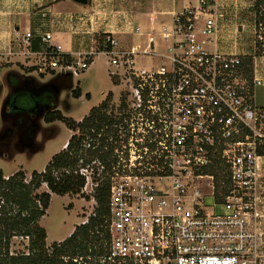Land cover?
Masks as SVG:
<instances>
[{
    "label": "built area",
    "instance_id": "built-area-1",
    "mask_svg": "<svg viewBox=\"0 0 264 264\" xmlns=\"http://www.w3.org/2000/svg\"><path fill=\"white\" fill-rule=\"evenodd\" d=\"M188 3L171 28L161 27L168 45L157 68H134L135 56L159 55L155 36L149 35L144 49L129 51L120 50L113 34L102 37L110 76L121 78L128 94L114 112L108 110L116 134H98L112 151L108 164L84 158L99 146L98 138L86 135L74 174L85 180L77 196L96 206V188L110 183V240L102 243L101 254L64 257L66 264H264V109L253 98L263 85L255 75L258 58H264V5L256 13L255 50L247 58L208 49L217 32L218 0ZM33 37L21 36L20 54L31 55ZM41 41L40 74L76 77L91 65V54H64L51 33ZM71 174L63 168L54 177L61 182ZM31 179L26 174L24 182ZM37 192L52 195L47 183ZM94 210L80 225L89 224ZM18 211L1 190L0 219ZM18 240L29 248V236L15 235L10 256L17 255ZM46 250L51 254L52 244Z\"/></svg>",
    "mask_w": 264,
    "mask_h": 264
},
{
    "label": "crops",
    "instance_id": "crops-1",
    "mask_svg": "<svg viewBox=\"0 0 264 264\" xmlns=\"http://www.w3.org/2000/svg\"><path fill=\"white\" fill-rule=\"evenodd\" d=\"M188 4V0H88L87 5L73 0H0V60L10 68L16 67L15 63H21L27 70L36 68L42 59L41 38L51 33L53 43L61 45L64 54L74 59L91 54L92 65L101 54L102 37L106 33L113 34L122 51L133 47L144 49L151 34L156 37L159 55L150 56L149 60L159 62V65L151 61L152 64L145 68L143 62L134 59V68H157L164 61L162 56L167 53L168 45L160 37L161 27L171 28L175 14ZM255 4L256 0H218L217 32L208 49L225 55L252 56L255 50ZM138 28L140 32H137ZM27 32H32L34 37L31 55L24 56L19 53L22 51L21 36ZM10 52L13 55H9ZM255 76L263 81V85L254 89V102L259 95L264 98V58H258ZM72 134L70 130L69 137ZM68 140L59 152L65 149ZM39 224L41 226V220Z\"/></svg>",
    "mask_w": 264,
    "mask_h": 264
},
{
    "label": "rangeland",
    "instance_id": "rangeland-1",
    "mask_svg": "<svg viewBox=\"0 0 264 264\" xmlns=\"http://www.w3.org/2000/svg\"><path fill=\"white\" fill-rule=\"evenodd\" d=\"M162 46L160 42V50ZM149 58L150 56L137 55L134 59L143 62L144 67L148 68L152 64ZM107 61L108 57L98 54L95 62L79 76L62 78L59 71H49L42 77L37 70L24 69L21 63H15L16 67L10 68L5 66L4 60H0V171L5 176L21 170L26 171L27 175L41 172L70 139V130L63 122L47 123L44 115L40 114V108L34 110L33 97L23 94V90L13 94L10 81L19 82L24 87L26 80L31 78L39 89H31L34 92L45 87H56L58 92L55 110H59L68 119L79 121L88 116L94 107L102 104L106 94H111L112 108L109 111L113 112L121 100L127 98L126 83L121 78L110 76L112 69ZM77 89L81 91L80 97L75 95ZM11 95L16 98L10 103ZM255 103L264 109L263 96L255 97ZM14 104H19L17 110H13ZM261 163L264 169V158ZM95 208L96 205L90 198L85 200L83 196L52 194L47 214L41 219V226L47 232V244L66 240L73 233L72 229L80 225L86 214L93 212ZM27 243L26 240L15 241L14 254L27 253Z\"/></svg>",
    "mask_w": 264,
    "mask_h": 264
},
{
    "label": "trees",
    "instance_id": "trees-1",
    "mask_svg": "<svg viewBox=\"0 0 264 264\" xmlns=\"http://www.w3.org/2000/svg\"><path fill=\"white\" fill-rule=\"evenodd\" d=\"M263 5L264 0H256L255 10L257 14L261 11ZM89 62L92 63L93 60L90 59ZM247 64L251 66L248 69V76L249 79H252V62L248 60ZM31 70L37 69L32 68ZM40 75L43 76L44 74ZM26 81L25 86L22 87L19 82L11 80L13 94L23 90V94L33 97L35 100L34 110L40 108V114L44 115L47 123L61 121L69 130L79 135H72L65 149L51 158L45 168V173H31L32 179L29 184L24 182L26 177L24 171L14 173L8 181L4 179L5 174L0 171V191L4 189L8 201L19 208L18 213L14 216L0 219V264H66L63 260L64 257L75 258L99 255L102 253V243L110 240L108 231L110 183L104 181L96 188L94 197L97 206L94 210L95 215H92L89 219V224L76 226L72 235L66 240L52 243L51 254L46 250L47 232L39 224L40 220L47 214L51 194L47 192L38 193L37 191L43 183H47L52 194L65 196L81 193L85 180L83 177L75 175L74 171L78 165L86 135L98 138V134H116L114 114H108L111 94L108 95L106 101L94 107L88 116L78 122L66 118L59 110H55L56 94L58 92L56 87H45L41 91L34 92L31 89H39L35 87L32 79L28 78ZM75 95L80 97L81 91L77 89ZM14 98H16L15 95H11L10 103L14 101ZM18 108L19 104L15 105L13 110ZM105 139L99 137L98 148L84 152V158H98L108 164V161L112 158V151L111 149H104L106 146ZM261 154L264 155V148ZM63 168H71L72 174L64 177L61 182H57L54 172ZM37 201L41 202L42 208L38 207ZM15 235L30 237L29 255L10 256V240Z\"/></svg>",
    "mask_w": 264,
    "mask_h": 264
},
{
    "label": "water",
    "instance_id": "water-1",
    "mask_svg": "<svg viewBox=\"0 0 264 264\" xmlns=\"http://www.w3.org/2000/svg\"><path fill=\"white\" fill-rule=\"evenodd\" d=\"M73 1L81 5H87L88 3V0H73Z\"/></svg>",
    "mask_w": 264,
    "mask_h": 264
}]
</instances>
